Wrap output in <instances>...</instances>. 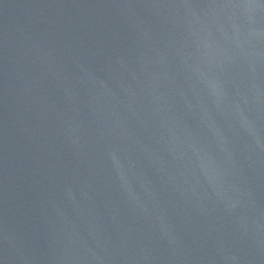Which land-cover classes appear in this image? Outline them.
Here are the masks:
<instances>
[{"label": "water", "instance_id": "95a60500", "mask_svg": "<svg viewBox=\"0 0 264 264\" xmlns=\"http://www.w3.org/2000/svg\"><path fill=\"white\" fill-rule=\"evenodd\" d=\"M0 264H264V0H0Z\"/></svg>", "mask_w": 264, "mask_h": 264}]
</instances>
